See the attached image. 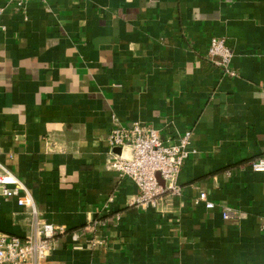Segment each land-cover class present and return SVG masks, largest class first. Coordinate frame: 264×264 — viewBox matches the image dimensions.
Listing matches in <instances>:
<instances>
[{
  "label": "crops",
  "instance_id": "0c3cea01",
  "mask_svg": "<svg viewBox=\"0 0 264 264\" xmlns=\"http://www.w3.org/2000/svg\"><path fill=\"white\" fill-rule=\"evenodd\" d=\"M0 9V162L27 186L41 222L66 233L45 264H264V172L250 167L264 158V0L23 9L0 0ZM212 37L225 39L234 76L207 56ZM113 120L146 125L165 144L192 133L179 197L132 205L135 184L106 165ZM200 192L214 209L194 203ZM96 218L106 227L86 235L105 246L72 249L69 233ZM29 222L0 196L1 233L27 238Z\"/></svg>",
  "mask_w": 264,
  "mask_h": 264
},
{
  "label": "built area",
  "instance_id": "2783aa9c",
  "mask_svg": "<svg viewBox=\"0 0 264 264\" xmlns=\"http://www.w3.org/2000/svg\"><path fill=\"white\" fill-rule=\"evenodd\" d=\"M17 9L33 0H7ZM45 2L46 0H36ZM3 10L0 9V20ZM0 30L3 27L0 25ZM207 56L213 59V65L225 75L234 76L230 67L232 52L225 39L212 37L209 41ZM215 58V60H214ZM116 124L108 137L109 152L106 165L121 177L130 179L137 188V196L132 205L141 211L156 206L157 200L170 196L179 197L181 188L177 179L185 160L194 153L190 149L192 133L186 131L178 137L176 143L165 144L156 130L139 123L129 128ZM252 171L264 172V158L250 164ZM230 177V174L227 175ZM0 196L15 199L18 206L28 211L31 234L21 239L0 232V264H45L53 249L56 236L66 234L62 227H53L41 222L35 201L27 186L0 162ZM194 203L203 204L205 209H214L205 192H200ZM230 210L224 208L222 219L230 218ZM106 227V221L96 218L80 232H71L72 249H98L105 246V240L89 236ZM86 236V237H85ZM87 240V245L80 241Z\"/></svg>",
  "mask_w": 264,
  "mask_h": 264
}]
</instances>
